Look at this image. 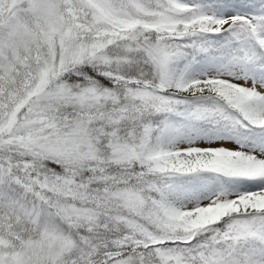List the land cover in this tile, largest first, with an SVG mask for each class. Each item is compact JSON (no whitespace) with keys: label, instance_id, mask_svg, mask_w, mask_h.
Masks as SVG:
<instances>
[{"label":"snow or ice","instance_id":"snow-or-ice-1","mask_svg":"<svg viewBox=\"0 0 264 264\" xmlns=\"http://www.w3.org/2000/svg\"><path fill=\"white\" fill-rule=\"evenodd\" d=\"M0 264H264V0H0Z\"/></svg>","mask_w":264,"mask_h":264}]
</instances>
